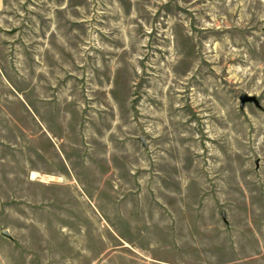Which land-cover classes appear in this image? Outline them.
<instances>
[{
    "label": "rangeland",
    "instance_id": "obj_1",
    "mask_svg": "<svg viewBox=\"0 0 264 264\" xmlns=\"http://www.w3.org/2000/svg\"><path fill=\"white\" fill-rule=\"evenodd\" d=\"M0 3V264H264V0Z\"/></svg>",
    "mask_w": 264,
    "mask_h": 264
},
{
    "label": "water",
    "instance_id": "obj_2",
    "mask_svg": "<svg viewBox=\"0 0 264 264\" xmlns=\"http://www.w3.org/2000/svg\"><path fill=\"white\" fill-rule=\"evenodd\" d=\"M240 102H241V108H244V106L246 104H254L255 106L257 107H260L259 104H258V101L256 98L254 97H249V96H242L240 98ZM142 144L144 145V141L141 140ZM145 146V145H144ZM1 236L4 237L5 239L11 241V242H14V238L11 236V234L8 232V231H4L1 233Z\"/></svg>",
    "mask_w": 264,
    "mask_h": 264
},
{
    "label": "bare ground",
    "instance_id": "obj_3",
    "mask_svg": "<svg viewBox=\"0 0 264 264\" xmlns=\"http://www.w3.org/2000/svg\"><path fill=\"white\" fill-rule=\"evenodd\" d=\"M0 5H1V3H0ZM32 178L33 179L37 178L35 173H33Z\"/></svg>",
    "mask_w": 264,
    "mask_h": 264
}]
</instances>
